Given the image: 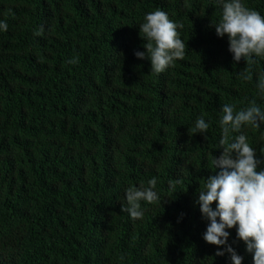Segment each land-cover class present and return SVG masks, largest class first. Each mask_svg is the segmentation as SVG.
<instances>
[{
	"label": "trees",
	"instance_id": "16d2710c",
	"mask_svg": "<svg viewBox=\"0 0 264 264\" xmlns=\"http://www.w3.org/2000/svg\"><path fill=\"white\" fill-rule=\"evenodd\" d=\"M242 3L264 16V0ZM157 8L184 24L186 45L160 74L135 56ZM221 15L214 0H0V264H233L204 240L196 201L223 150L222 106L264 109V58L234 62L211 26ZM201 115L208 131L193 134ZM241 133L264 159V124L229 142ZM153 177L161 203L141 201L132 220L125 191Z\"/></svg>",
	"mask_w": 264,
	"mask_h": 264
},
{
	"label": "clouds",
	"instance_id": "9594fccd",
	"mask_svg": "<svg viewBox=\"0 0 264 264\" xmlns=\"http://www.w3.org/2000/svg\"><path fill=\"white\" fill-rule=\"evenodd\" d=\"M222 8L218 23L211 22L217 36H228L229 51L234 62L243 58L246 63H255L254 57L264 58V16L258 11L244 6L242 0H214ZM182 22H174L168 14L157 8L147 13L144 22L139 25L140 36L145 41L146 51H136L139 59H149L151 71L160 74L174 66L177 59H184L186 45L179 37L177 29H183ZM8 24L0 21V30L7 31ZM43 27L34 32L42 36ZM41 62L43 60L41 59ZM78 58L67 61L77 64ZM249 69L245 68L239 75L244 80H250ZM259 96L264 99V79L257 85ZM234 104H224L219 124L222 129L220 140L221 154L214 156L212 164L214 174L207 177L206 183L199 190L196 201L204 218L210 223L203 234L204 240L212 245H225L223 250L215 253L222 256L225 251L231 254L233 264H242L243 257L228 244L230 232L226 229L236 227L237 236L246 244V250L253 253L254 264H264V159L258 158L255 148L247 142V137L241 133L232 137L230 133L240 132L245 125L260 128L264 124V109L255 100L240 111H235ZM203 115L197 118L193 134H206L209 128ZM207 139V135H205ZM264 156V150L261 152ZM157 178L148 181V187L143 183L139 187H128L125 191V201L121 212H127L132 220L142 219L144 210L141 201L149 204L161 203L159 194L154 191ZM170 189H175V183L169 181ZM216 202L215 209L212 208ZM219 218V219H218Z\"/></svg>",
	"mask_w": 264,
	"mask_h": 264
}]
</instances>
